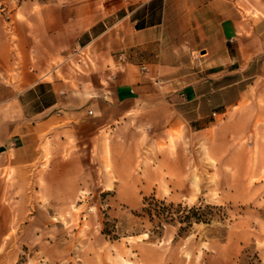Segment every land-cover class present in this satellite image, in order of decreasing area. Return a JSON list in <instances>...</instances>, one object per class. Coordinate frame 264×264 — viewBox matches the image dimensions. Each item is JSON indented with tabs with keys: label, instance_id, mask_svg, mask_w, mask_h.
<instances>
[{
	"label": "rangeland",
	"instance_id": "obj_1",
	"mask_svg": "<svg viewBox=\"0 0 264 264\" xmlns=\"http://www.w3.org/2000/svg\"><path fill=\"white\" fill-rule=\"evenodd\" d=\"M66 1L0 0V33L22 3ZM136 3L95 0L98 9H112V19L118 21ZM161 4L166 40L178 48L175 85L182 89L204 75L206 62L200 59L217 41L219 20L229 17L236 32L227 42L231 58H236L235 47L249 59L227 66L244 69L229 76L239 80L229 91L231 100H239L218 116L208 137L183 127L155 141L152 128L143 129L134 142L131 165L123 154L112 163L108 149L102 155L89 154L69 165L79 171L58 165L60 172L50 174L60 178L55 185L34 181L22 202H17V190L2 183L0 264H264V164L259 163L264 156V112L257 119V107H252L248 120L243 109L264 103V0ZM195 4L213 6V12L198 13L201 22L214 16L208 33L190 17ZM118 30L120 41L124 23H118ZM87 50L92 48L83 47L81 56ZM50 157L45 155L42 167ZM61 157L69 158L65 153ZM149 196L173 208L209 205L204 209L209 220L192 222L180 233L179 223H164L158 234L140 211ZM104 221L114 226V237L101 233Z\"/></svg>",
	"mask_w": 264,
	"mask_h": 264
},
{
	"label": "crops",
	"instance_id": "obj_2",
	"mask_svg": "<svg viewBox=\"0 0 264 264\" xmlns=\"http://www.w3.org/2000/svg\"><path fill=\"white\" fill-rule=\"evenodd\" d=\"M163 1L137 0L119 21L95 0L22 3L13 10L0 33V185L17 190V202L39 178L55 185L59 176L50 174L60 172L58 165L79 171L69 165L89 154L108 149L112 163L123 154L131 165L143 129L152 128L155 141L183 127L208 137L218 116L239 100L229 95L239 80L229 76L244 69L227 66L249 59L235 47L231 58L227 42L236 32L229 17L219 20L217 41L200 59L204 75L182 89L175 85L178 48L163 32ZM200 11L213 12V6L190 8L195 27L204 25L208 33L214 16L204 24ZM119 22L125 25L120 41ZM76 45L92 50L72 56ZM252 107L257 119L264 112V103H249L243 108L248 120Z\"/></svg>",
	"mask_w": 264,
	"mask_h": 264
},
{
	"label": "trees",
	"instance_id": "obj_3",
	"mask_svg": "<svg viewBox=\"0 0 264 264\" xmlns=\"http://www.w3.org/2000/svg\"><path fill=\"white\" fill-rule=\"evenodd\" d=\"M209 205H205L203 208L200 206H182L177 204L176 208H173L172 203L165 204L163 200H158L153 196L144 197L143 206L140 211L146 218L153 223L156 233H160L162 225L164 223H179L178 231L183 232L185 228L192 222H206L209 218L206 215L204 209H207ZM114 226L107 221L103 222V228L101 233L114 237Z\"/></svg>",
	"mask_w": 264,
	"mask_h": 264
},
{
	"label": "built area",
	"instance_id": "obj_4",
	"mask_svg": "<svg viewBox=\"0 0 264 264\" xmlns=\"http://www.w3.org/2000/svg\"><path fill=\"white\" fill-rule=\"evenodd\" d=\"M82 48L83 47H80L79 45H76V47L74 48V50L71 53V55H78L79 54L81 56V54L83 53ZM80 56H79V58H80ZM78 60H80V59H78ZM88 112L91 113L90 110H88Z\"/></svg>",
	"mask_w": 264,
	"mask_h": 264
},
{
	"label": "water",
	"instance_id": "obj_5",
	"mask_svg": "<svg viewBox=\"0 0 264 264\" xmlns=\"http://www.w3.org/2000/svg\"><path fill=\"white\" fill-rule=\"evenodd\" d=\"M203 52V51H202Z\"/></svg>",
	"mask_w": 264,
	"mask_h": 264
}]
</instances>
